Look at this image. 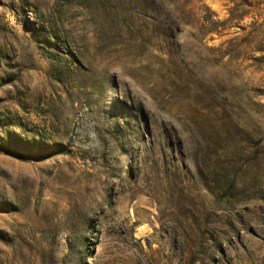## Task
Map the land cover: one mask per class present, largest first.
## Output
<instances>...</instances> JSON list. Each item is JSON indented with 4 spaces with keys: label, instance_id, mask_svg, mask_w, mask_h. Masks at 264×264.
I'll return each mask as SVG.
<instances>
[{
    "label": "rangeland",
    "instance_id": "rangeland-1",
    "mask_svg": "<svg viewBox=\"0 0 264 264\" xmlns=\"http://www.w3.org/2000/svg\"><path fill=\"white\" fill-rule=\"evenodd\" d=\"M0 264H264V0H0Z\"/></svg>",
    "mask_w": 264,
    "mask_h": 264
},
{
    "label": "trees",
    "instance_id": "trees-1",
    "mask_svg": "<svg viewBox=\"0 0 264 264\" xmlns=\"http://www.w3.org/2000/svg\"><path fill=\"white\" fill-rule=\"evenodd\" d=\"M232 12H233V11H230V13H229V18L227 19V23H229V24H231V22H232L233 20H235V18L233 17ZM2 151H3V150H2Z\"/></svg>",
    "mask_w": 264,
    "mask_h": 264
}]
</instances>
